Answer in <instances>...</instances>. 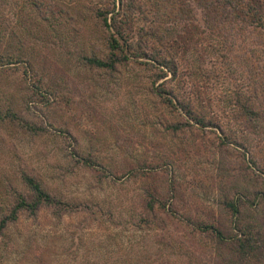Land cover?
<instances>
[{"label":"rangeland","instance_id":"obj_1","mask_svg":"<svg viewBox=\"0 0 264 264\" xmlns=\"http://www.w3.org/2000/svg\"><path fill=\"white\" fill-rule=\"evenodd\" d=\"M104 2L0 0V204L28 192L25 173L67 201L7 226L0 264H238L195 222L230 229L222 195L264 189V115L241 114L234 65L209 56L205 78L188 77L179 59L181 82L168 86L185 99L201 91L214 125L166 132L151 112L152 70L83 62L107 50L94 13ZM243 210L264 228V210Z\"/></svg>","mask_w":264,"mask_h":264},{"label":"trees","instance_id":"obj_2","mask_svg":"<svg viewBox=\"0 0 264 264\" xmlns=\"http://www.w3.org/2000/svg\"><path fill=\"white\" fill-rule=\"evenodd\" d=\"M94 13L107 27V50L87 53L83 62L91 69L110 73L128 62L152 70L157 109L151 112L153 118L154 113L157 119L163 115L159 123L166 132H179L188 126L203 132L214 125L205 111L201 91L196 99H185L168 86L171 81H180L179 59L181 68L183 62L186 64L182 75L188 77L194 73L205 78L202 75L209 56L234 65L242 80L237 99L241 114L249 120L264 115V0H106ZM7 113L0 111V120L8 117ZM176 113L179 119H174ZM182 151L185 156L190 152L188 148ZM24 180L28 192L13 190L12 199L8 198L5 206L0 204V237L24 211L36 215L43 206L60 210L67 205L36 176L25 173ZM172 186L170 191L175 193L177 186ZM147 195V207L153 210L157 196L152 191ZM220 201L230 211L233 226L225 229L215 220H196L197 230L212 235L221 248L227 246L226 252H231L238 264H264V228L243 210L245 206L254 212L264 210V189L225 193Z\"/></svg>","mask_w":264,"mask_h":264}]
</instances>
